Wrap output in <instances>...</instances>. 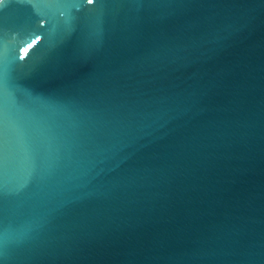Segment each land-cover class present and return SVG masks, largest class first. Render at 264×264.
Instances as JSON below:
<instances>
[{"label": "water", "instance_id": "95a60500", "mask_svg": "<svg viewBox=\"0 0 264 264\" xmlns=\"http://www.w3.org/2000/svg\"><path fill=\"white\" fill-rule=\"evenodd\" d=\"M114 3L99 36L74 8L62 46L58 11L0 6L55 32L18 94L107 104L43 143L32 176L9 169L4 264H264V0ZM47 51L41 36L24 59Z\"/></svg>", "mask_w": 264, "mask_h": 264}, {"label": "snow or ice", "instance_id": "6c2138e0", "mask_svg": "<svg viewBox=\"0 0 264 264\" xmlns=\"http://www.w3.org/2000/svg\"><path fill=\"white\" fill-rule=\"evenodd\" d=\"M21 4L35 6L40 4L44 9H52L64 17L60 24L64 28V36L59 44L62 46L75 32L74 23L81 18L72 15V10L84 9L82 30L91 29L99 36L107 23L108 10L115 6L114 0H18ZM6 0H0L4 6ZM91 5V8L87 6ZM51 17L40 15L34 22L26 21L13 26L4 17H0V199L8 194L5 177L10 168L22 170L27 176L35 172V154L43 143L53 142L59 131L79 129L81 114L85 111L95 116L97 121L103 118L107 104L101 97L81 96L79 102L71 97L55 99L54 97L38 96L30 90L23 89V95L18 94V76L24 68H35L49 61L53 50L55 32L44 31L45 24H51ZM34 29V30H33ZM27 33L24 40L15 37L9 39L13 31ZM39 33V34H37ZM31 38V42L27 40ZM44 36L48 41V51L39 58L25 61L24 54ZM21 45H24L21 47ZM10 109L16 113L12 119ZM67 123L69 129H63ZM23 187V185H21ZM0 216V226L3 225ZM4 231L0 228V244L3 243ZM0 264H4L0 255Z\"/></svg>", "mask_w": 264, "mask_h": 264}]
</instances>
